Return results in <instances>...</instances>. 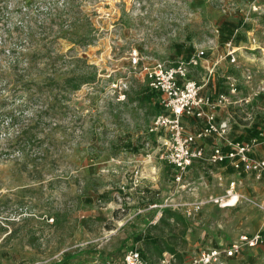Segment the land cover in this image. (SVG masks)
Returning a JSON list of instances; mask_svg holds the SVG:
<instances>
[{
	"label": "rangeland",
	"instance_id": "rangeland-1",
	"mask_svg": "<svg viewBox=\"0 0 264 264\" xmlns=\"http://www.w3.org/2000/svg\"><path fill=\"white\" fill-rule=\"evenodd\" d=\"M230 25L243 34L235 63L222 37ZM202 50L190 78L212 102L229 98L216 114L231 128L200 143L206 160L178 183L160 156L171 134L151 131L169 112L140 104V92L145 70ZM258 121L264 0H0V264H106L135 249L156 263L148 235L185 264L264 237V172L259 180L208 161ZM185 125L198 133L205 124L192 117ZM261 132L253 161L264 160ZM166 211L185 221L161 223ZM222 260L264 264V243Z\"/></svg>",
	"mask_w": 264,
	"mask_h": 264
},
{
	"label": "built area",
	"instance_id": "built-area-1",
	"mask_svg": "<svg viewBox=\"0 0 264 264\" xmlns=\"http://www.w3.org/2000/svg\"><path fill=\"white\" fill-rule=\"evenodd\" d=\"M218 33L220 32L218 31ZM226 48L227 58L231 57V62L235 63L238 48L234 45V41L227 43ZM205 56L206 53L202 50L189 60H179L171 67L158 64L153 70H145L150 87L161 93V104L169 112L168 116L162 115L156 118L155 127L151 131L162 130L171 134L170 139L163 142L160 156L161 160L168 162L179 172L176 178L178 183L183 181L187 171L195 162L206 160V147L200 143L214 136L224 139L225 136H228L229 128H231L229 122L219 125L216 114L219 108L230 104L229 98L225 94H221L216 102H212L210 98L201 96L202 86L190 78L192 69L199 67ZM135 63H137V58H135ZM228 81H230L228 84L231 94L237 95L236 81L233 79ZM192 117L202 120L205 124L198 133L187 131L185 118ZM258 143V139H253L250 143L227 141L226 148H213L208 161L213 164L230 162L236 171L255 172L257 179L260 180L261 173L264 172V160L253 161L250 157ZM135 183L139 184L138 180H135ZM234 187L235 184L232 185V190ZM263 243L262 234H257L250 239L244 237L241 243L236 242L228 248L204 252L185 264H226L222 260L223 255L226 259H234L241 254L245 247L255 249ZM177 263L178 258L174 254L165 253L158 262L153 263L145 260L141 251L135 249L127 252L122 261H111L106 264Z\"/></svg>",
	"mask_w": 264,
	"mask_h": 264
},
{
	"label": "trees",
	"instance_id": "trees-1",
	"mask_svg": "<svg viewBox=\"0 0 264 264\" xmlns=\"http://www.w3.org/2000/svg\"><path fill=\"white\" fill-rule=\"evenodd\" d=\"M230 26L233 27V30L231 32H227L226 30H222V37H223L224 41L226 42V44L233 40L235 45H239L243 39V37H242L243 34H241L237 28H234V25H230ZM178 49H179V53H182V47H178ZM190 51H191V49H190ZM191 57L192 56L190 54L187 56L186 59H189ZM83 83H89V82L85 81ZM161 96L162 95L160 92L153 90L150 87V85L148 84L144 88V90L140 92L139 103L142 105L155 106V109H157L158 111L161 112L163 110V106L161 104ZM22 134H24V132H22ZM254 134L256 136L260 137V135L262 133L259 131V129L256 128L254 130ZM245 143H250V142H245ZM226 163H224V164H226ZM164 213H165V216L161 218V220H160L161 223H168L169 221H172V220H174L177 223L185 221L182 216H177L175 213H173L171 211H166ZM142 240L146 243L147 249H148L147 251H149L152 256L157 255L161 258L165 252H168V253L176 255V257L178 258V255L176 254L175 248L162 246L163 243H165V241L161 237L157 236V237L153 238L151 235H148V236L144 237ZM146 254L147 253H144V254L142 253L143 258L148 261V258H146L147 257Z\"/></svg>",
	"mask_w": 264,
	"mask_h": 264
},
{
	"label": "crops",
	"instance_id": "crops-1",
	"mask_svg": "<svg viewBox=\"0 0 264 264\" xmlns=\"http://www.w3.org/2000/svg\"><path fill=\"white\" fill-rule=\"evenodd\" d=\"M256 103H259V99H256L255 102L253 103V105H251V108L253 109L254 105H256ZM259 109V106L257 107ZM221 109V108H220ZM256 110V108H255ZM233 123L234 125H238V123L233 119ZM264 124H262V121H258L256 122V124L254 126H245L247 127V130L246 132H244V134L242 136H240L238 138L239 141L241 142H251L255 137H257L255 134H254V130L257 128L259 129V131L261 132L262 131V128H263ZM262 127V128H261ZM244 128V126H243ZM262 133V132H261ZM227 150V149H226ZM261 153V152H260ZM264 155L261 154V158L263 157ZM226 208H229V207H226Z\"/></svg>",
	"mask_w": 264,
	"mask_h": 264
},
{
	"label": "bare ground",
	"instance_id": "bare-ground-1",
	"mask_svg": "<svg viewBox=\"0 0 264 264\" xmlns=\"http://www.w3.org/2000/svg\"><path fill=\"white\" fill-rule=\"evenodd\" d=\"M235 203H236V201L234 200V201L229 202L228 204L225 203L224 206H225V207H234Z\"/></svg>",
	"mask_w": 264,
	"mask_h": 264
}]
</instances>
